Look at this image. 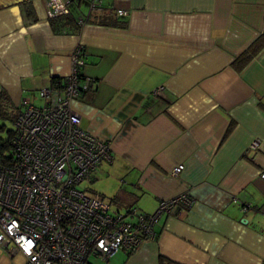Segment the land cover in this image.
Wrapping results in <instances>:
<instances>
[{"label":"crops","instance_id":"crops-1","mask_svg":"<svg viewBox=\"0 0 264 264\" xmlns=\"http://www.w3.org/2000/svg\"><path fill=\"white\" fill-rule=\"evenodd\" d=\"M65 1L73 21L88 19L55 31L46 0H0V93L16 114L24 101L41 106L39 89L67 77L80 46L89 88L72 106L112 154L90 180L105 176L114 204L127 193L124 210L192 200L158 219L154 239L108 263L261 264L264 0H103L92 13L90 0ZM255 42L261 48L238 69ZM0 264L25 257L0 245Z\"/></svg>","mask_w":264,"mask_h":264},{"label":"built area","instance_id":"built-area-1","mask_svg":"<svg viewBox=\"0 0 264 264\" xmlns=\"http://www.w3.org/2000/svg\"><path fill=\"white\" fill-rule=\"evenodd\" d=\"M46 7L49 18L70 14L65 0H46ZM102 10L103 0H90L91 13ZM70 58L71 71L61 89H39L41 106L24 101L14 118L12 157L0 162V245L20 252L25 264L108 263L119 250L134 252L154 239V225L177 203L192 202L181 194L162 199L151 213L134 206L120 212L102 196L76 188L103 161L111 162L112 154L107 141L80 126L72 103L89 88L88 80L79 76L80 46ZM257 146L255 139L249 148ZM183 167L176 165L171 175L177 176Z\"/></svg>","mask_w":264,"mask_h":264},{"label":"trees","instance_id":"trees-1","mask_svg":"<svg viewBox=\"0 0 264 264\" xmlns=\"http://www.w3.org/2000/svg\"><path fill=\"white\" fill-rule=\"evenodd\" d=\"M51 24L55 31H61L65 27L77 25L76 20L73 21V19L70 17V14L51 18ZM124 24L125 23H121L120 25H124ZM260 43L261 42H255L253 45H251L247 51H245L235 59L233 64L238 69L245 67L253 59L257 51L261 48ZM79 76L82 78L80 73ZM51 81L52 84L49 87L53 89H61L63 87L64 80L58 78H52ZM0 98H1V103H0V121H1L8 117L7 111L9 110V108L12 107L8 104L9 98L4 91L0 93ZM14 118H15L14 116L11 118L13 123H14ZM4 130L7 131L6 133L7 137L6 138L0 137V162L1 161L5 162L7 159H10L12 157L13 139L15 137L14 127L13 129L7 130L6 125L0 123V133L3 132ZM6 152H8V154H6ZM117 198L118 197H112L111 200L114 201ZM160 260L162 263L163 258L161 257ZM261 264H264V260H262Z\"/></svg>","mask_w":264,"mask_h":264},{"label":"rangeland","instance_id":"rangeland-1","mask_svg":"<svg viewBox=\"0 0 264 264\" xmlns=\"http://www.w3.org/2000/svg\"><path fill=\"white\" fill-rule=\"evenodd\" d=\"M8 113V117L6 119H3L0 121V123L5 124L6 125V129H13L14 124L11 120V118L14 116L16 117V109L15 108H9V110L7 111ZM7 131L4 130L3 132L0 133V137H7ZM6 154H8V152H6ZM115 184V183H114ZM77 189L84 191L86 194L90 195V194H103V198H105L106 200L111 201V194H109V190L111 188H113V185L107 181L105 179V176H100L98 177V179L96 180H90V178H86L82 183L78 184L76 186ZM127 193H124L122 195L119 196V202L114 204L112 202V206L115 207L118 211H124V204H129V203H125L127 202V200H129L131 197H127ZM126 200V201H125ZM120 252H122L121 250H119ZM120 252H118L115 257L117 255L120 254ZM93 261V259H91ZM94 264H110V263H102L99 262L98 260H94Z\"/></svg>","mask_w":264,"mask_h":264},{"label":"snow or ice","instance_id":"snow-or-ice-1","mask_svg":"<svg viewBox=\"0 0 264 264\" xmlns=\"http://www.w3.org/2000/svg\"><path fill=\"white\" fill-rule=\"evenodd\" d=\"M28 247H31V242H30V241L28 242ZM26 250H27V249H26Z\"/></svg>","mask_w":264,"mask_h":264},{"label":"clouds","instance_id":"clouds-1","mask_svg":"<svg viewBox=\"0 0 264 264\" xmlns=\"http://www.w3.org/2000/svg\"><path fill=\"white\" fill-rule=\"evenodd\" d=\"M262 177H264V176H262ZM262 209H264V208H262ZM262 209H261V211L264 212V210H262Z\"/></svg>","mask_w":264,"mask_h":264}]
</instances>
